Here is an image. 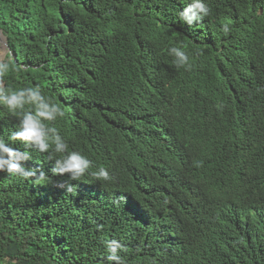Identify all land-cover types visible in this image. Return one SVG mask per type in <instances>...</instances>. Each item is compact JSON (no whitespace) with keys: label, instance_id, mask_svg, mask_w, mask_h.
<instances>
[{"label":"trees","instance_id":"trees-1","mask_svg":"<svg viewBox=\"0 0 264 264\" xmlns=\"http://www.w3.org/2000/svg\"><path fill=\"white\" fill-rule=\"evenodd\" d=\"M0 33L5 89L39 87L92 163L54 175L0 106L47 175L0 172V264H115L112 241L124 264H264V0H0Z\"/></svg>","mask_w":264,"mask_h":264},{"label":"clouds","instance_id":"clouds-1","mask_svg":"<svg viewBox=\"0 0 264 264\" xmlns=\"http://www.w3.org/2000/svg\"><path fill=\"white\" fill-rule=\"evenodd\" d=\"M197 11L208 14V9L201 4L195 8H189L183 15L189 23L197 18ZM225 33L229 31L227 26L222 29ZM172 52L178 57L179 66L187 64L188 57L180 50L173 48ZM8 65L0 63V106H4L13 114L21 115L20 130L13 133L11 140H20L31 144L40 152L50 150L59 155L55 160V167L52 169L54 175H69L70 179L77 180L88 173L92 167L91 161L77 152L67 155V144L57 133L54 127L49 126L57 117L62 118L65 113L58 104L47 99L39 87L21 89L19 91L6 90L3 85V77L8 70ZM28 106V110L26 109ZM51 158V157H50ZM30 159L27 153L20 152L6 145L0 139V172L16 174L24 179H33L35 183L47 180V175L42 169L26 168L25 164ZM91 175L98 180L111 181L113 178L109 172L100 168L99 171L91 172ZM71 191V187L68 188ZM120 244L112 241L107 245L108 260L115 264H124L118 255Z\"/></svg>","mask_w":264,"mask_h":264},{"label":"rangeland","instance_id":"rangeland-1","mask_svg":"<svg viewBox=\"0 0 264 264\" xmlns=\"http://www.w3.org/2000/svg\"><path fill=\"white\" fill-rule=\"evenodd\" d=\"M7 54V48L0 42V62H3Z\"/></svg>","mask_w":264,"mask_h":264},{"label":"water","instance_id":"water-1","mask_svg":"<svg viewBox=\"0 0 264 264\" xmlns=\"http://www.w3.org/2000/svg\"><path fill=\"white\" fill-rule=\"evenodd\" d=\"M0 42L4 45L5 48H7V43L5 41V38L2 36L1 33H0Z\"/></svg>","mask_w":264,"mask_h":264}]
</instances>
